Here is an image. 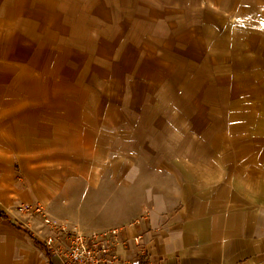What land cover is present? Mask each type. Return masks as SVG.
Returning a JSON list of instances; mask_svg holds the SVG:
<instances>
[{
	"label": "crops",
	"instance_id": "0c3cea01",
	"mask_svg": "<svg viewBox=\"0 0 264 264\" xmlns=\"http://www.w3.org/2000/svg\"><path fill=\"white\" fill-rule=\"evenodd\" d=\"M163 2L0 0V264H62L8 212L41 203L68 220L57 210L68 204L47 199L80 150L105 168L119 157L118 178L107 177L123 199L74 206L77 223L92 229L128 226L130 241L117 248L122 264H264V36L254 58L241 45L242 73L226 72L210 94L171 96L165 81L168 92L157 95L161 88L139 76L153 70L158 34L168 55L167 33H153L167 23ZM195 7L197 23L264 20V0ZM191 75L202 89V77Z\"/></svg>",
	"mask_w": 264,
	"mask_h": 264
},
{
	"label": "rangeland",
	"instance_id": "374dc122",
	"mask_svg": "<svg viewBox=\"0 0 264 264\" xmlns=\"http://www.w3.org/2000/svg\"><path fill=\"white\" fill-rule=\"evenodd\" d=\"M164 5L165 8L162 9V12L160 11V13L162 15L166 11L167 23L155 25V31L153 33L161 31L162 34L164 32L167 33L168 44L166 53L168 55L167 57L161 56L164 53L162 52L163 49L160 45V37L162 35L158 34L155 44L153 43V64L150 58V63L147 64L148 67L151 65V69L153 70H151L152 72L150 74H141L139 76L140 78L148 77V79L153 80L157 87L161 88V93L157 95L163 96L164 92H168V87L165 84V81L170 83L171 96L194 95L197 91L198 93L203 92L210 94L216 81L219 82V86H221L220 83L223 81L227 82V78L230 75L226 72H229L232 75L236 74V72L242 73L243 69H241V61L243 55L245 56L246 54L244 53V50L242 52L241 45L245 43V41L249 44V51L247 54L250 58H254L261 53H253V50L251 49L254 42L256 43L259 41L260 43V37L264 36V33H257V31L260 30L261 25L264 27L263 19L258 20L247 15L248 17L240 20L230 19L228 21L215 19L214 21L197 23L192 22L193 20H191L195 12L196 0H187L184 2L165 0ZM185 18H188L191 21L187 22ZM181 21L183 22L181 23ZM138 60V68H141L142 66L147 67L144 61L139 58ZM249 61L251 62L252 59ZM109 62L110 61H106L105 63L107 72H109L107 82L108 84L113 85L116 76L114 75L113 70L110 69V66L114 64H110ZM123 64L126 66L130 65L129 57H127L126 62ZM165 64H167L168 70L165 68ZM209 66L212 67L211 69L213 71L209 69ZM190 74H192V81H197V77L198 80L202 77V80L204 81L202 89L198 87L196 83H190L188 79ZM234 77L240 76L234 75ZM68 146L71 147L70 144ZM83 154V150H80V159H70L68 164L63 166L64 175L62 178L64 179V183L61 186L59 185L60 190L56 191L54 195L47 200L50 201V204L67 203L68 206L65 208V212L68 213H65L64 209L57 210L63 217H66V215L71 213L70 217L67 216L68 220H75L74 222L69 220V222L80 231L88 232L108 229H92L89 226V223H87L88 221L77 223L76 214L78 210L75 208L74 203L123 199V193L121 194V197L117 195L118 191H121V189H116V187L111 188V184L109 183L110 179L107 177L112 173L115 179L118 178L115 176L116 174H114V172L118 165L119 157H111V168L109 165H107L109 167L105 168V166H101L104 165L101 162L103 159L102 157L98 159L96 158L95 161L93 159L92 162V158H82ZM90 182H92L91 185H98V188H90ZM57 186L58 182H55L53 187L57 188ZM129 194L130 192L127 194V199L129 198ZM20 205L21 204H17L15 206L17 207ZM15 206H13L12 210L8 213L12 216L14 215L13 217L15 220L16 217L24 219L25 217L21 216L20 212L16 211ZM85 209L91 210L92 207L89 205ZM100 212L96 211V214L98 215ZM86 217L92 218L91 215H86ZM98 217L99 216H96V219Z\"/></svg>",
	"mask_w": 264,
	"mask_h": 264
},
{
	"label": "built area",
	"instance_id": "2783aa9c",
	"mask_svg": "<svg viewBox=\"0 0 264 264\" xmlns=\"http://www.w3.org/2000/svg\"><path fill=\"white\" fill-rule=\"evenodd\" d=\"M15 209L25 217H16V224L37 239L47 252L60 256L62 264H122L117 248L126 246L130 241L122 235L128 226L116 225L100 231L84 232L69 221L53 215L48 204L24 203ZM141 238L138 234L134 236L136 242ZM137 255L146 259L147 252L143 247H138Z\"/></svg>",
	"mask_w": 264,
	"mask_h": 264
}]
</instances>
